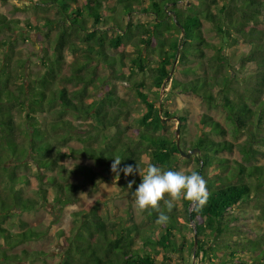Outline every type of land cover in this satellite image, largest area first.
<instances>
[{
	"label": "trees",
	"instance_id": "16d2710c",
	"mask_svg": "<svg viewBox=\"0 0 264 264\" xmlns=\"http://www.w3.org/2000/svg\"><path fill=\"white\" fill-rule=\"evenodd\" d=\"M26 1V10L39 15L24 28L46 39L36 54L43 72L33 73L25 60L14 61L19 40L32 39L19 20L0 12V264L43 257L28 250L11 254L42 235L23 220H17L20 232L12 227L20 213L37 210L47 200L42 185L51 183L59 205L77 208L71 235L58 232L67 247L61 264H173L187 250L197 258L202 255V264H264V234L251 233L258 222L240 211L264 191V166L257 165L264 147V0ZM137 9L153 20L135 22ZM204 22L212 24L221 40L218 46L207 41ZM112 49L118 55L108 52ZM69 55L77 58L70 62ZM127 66L129 74L123 73ZM247 71L251 74L242 78ZM119 80L145 107L134 118L116 93ZM164 84L170 85L171 94L210 105L221 100L235 136L245 133L246 140L237 145L216 140L213 136H226V128L202 114L196 122L200 134L187 147L183 137L188 117L181 115L178 147L177 134L164 132L168 124L163 119L174 114L156 105ZM68 114L77 121L66 119ZM16 116L23 120L17 122ZM72 139L87 143L74 153L104 165L114 178L116 157L121 169L137 163L143 168L144 158L172 171L194 162V171L207 182L209 199L199 211L181 200L186 221L195 224L189 246L177 236L181 225L176 207L167 213L161 202L160 210L170 216L165 225L156 223L159 213L153 209L143 212L147 221L139 224L112 222L101 215L102 197L86 203L78 196L80 187L47 177L46 171L60 167L53 158L54 142ZM235 148L239 160L222 158ZM183 150L198 152L186 158ZM30 164L36 167L33 174ZM76 170L91 183L102 178L88 166ZM132 179L136 183L129 189L134 191L142 181L138 175L121 172L118 181L128 188ZM30 187L41 200L26 197ZM263 197L255 204L261 221Z\"/></svg>",
	"mask_w": 264,
	"mask_h": 264
},
{
	"label": "rangeland",
	"instance_id": "374dc122",
	"mask_svg": "<svg viewBox=\"0 0 264 264\" xmlns=\"http://www.w3.org/2000/svg\"><path fill=\"white\" fill-rule=\"evenodd\" d=\"M27 6H29V2L26 0H7L6 3L0 2V12L6 15L9 19L19 20V27L26 33L25 36H30L32 39L28 40L25 37L19 40L13 55L14 61L19 59L25 60L27 61V67H29L33 73L43 72V68L37 61L38 57L36 54L37 52L41 51V48L44 45L43 41L45 42L46 39H40L39 33H31L29 30L27 31V29L24 28L25 24L31 21L34 22L35 18L39 15V13L26 10ZM139 10L140 9H137V12L134 13L133 20L135 22H150L153 20L152 15L143 14ZM47 15H50V13ZM203 30L205 31V37L207 38L208 42H211L217 46L221 43L220 38L217 36L215 31H213L212 24L204 22ZM20 32L21 30H18L15 33L19 34ZM56 34V30H53L51 33V38L54 39ZM108 52L111 55H118V51L115 49L109 50ZM130 52L131 51L129 50L127 51V53ZM3 57V54L0 53V62L2 61ZM75 58H77V55L68 56V60L70 62L74 61ZM129 72L130 67L127 66L123 69V73L129 74ZM249 74H251V71H247L241 74V76L244 78ZM115 83L116 93L120 98L127 102V110L132 118L137 115V112L141 113L145 111L144 105L139 103V101L136 100L129 90L125 89L126 86L124 85L123 81L119 80ZM170 88V85L164 89L161 88L159 92V102H157L156 105L157 107L164 105V109L168 110L171 114H174L173 117L180 118L181 115L188 117V122L186 125L187 127L183 137L185 138L187 147L190 143H192V141H194L197 135L200 134V130L197 127L196 122L197 117L202 114H208L212 116L216 121L220 122L226 128V136H213L216 140L230 141L235 145L243 143L246 140L245 133H242V135H238L237 137L235 136L233 132L234 127L229 121L228 112L223 108L221 100H218L217 104L210 105L209 103L201 101L192 96L171 94ZM76 89H79V87H70L71 91ZM91 101V99H85L86 104H89ZM66 119L77 121V119L70 114L66 115ZM16 120L17 122H20L23 119L16 116ZM167 124L168 127L164 132L168 131L170 135H176L177 130L180 129V124L177 122V120L172 119L171 121H168ZM179 138L181 145V133ZM86 145L87 143L78 141L76 139L68 140L67 142L63 143L55 141L54 146L56 150L53 154V158L57 161L60 167L54 170L46 171V176L49 178H55L57 183L59 182L64 186H67L68 184H74L80 187L81 189L78 192V196L81 197L86 203H90L93 200L102 197L103 202H101V215L112 222H118L121 219H125L126 224H139L142 221H147L143 212H137L133 208L134 197L132 195V190L129 188H124L121 181L116 180L114 175L105 170L104 165L88 158L87 156L73 152L74 150L82 149ZM260 150L263 153L261 157H259L257 165L264 166V147L260 148ZM240 157L241 156L237 148H235L232 153H224L222 155V158L229 159L231 162H236L240 159ZM143 160L145 162V166L143 168H146L149 164V159L144 158ZM79 165L91 167L97 174L102 175V178H98L97 181L91 183V181L86 176L76 170L77 166ZM195 169L196 164L194 162H187L180 165L179 171L191 172ZM35 170L36 167L30 164L29 173H35ZM138 177L142 179V177L139 175ZM42 187L46 189L47 200L44 201L37 210L20 213L16 219V224L12 227L13 232H20L22 230V225H20L17 220H23L27 223V227L35 229L42 235L39 239L33 240L16 248L11 252V254H19L22 252V250H28L30 253L40 252V257H43L39 258V255H37L39 259L34 262H17L10 264H61L64 259V251H66L67 247L64 243V240H62L58 235V232L64 230L67 236L71 235L72 230L77 224V219L73 215V211L77 210V208L73 206L62 207L58 204L56 200L58 191L55 189L53 183L42 185ZM66 194H69L68 191H66ZM262 195L264 196V191L256 195L253 201L243 203L240 208L242 214L257 220L258 227L255 228V231H251L253 234H260L261 232L264 234V220L261 221L258 219V216H260L262 213L260 214L259 211L256 210L257 205H255L257 204L256 199ZM26 197H31L35 200H41L40 197L37 196V193L34 191L33 187H30L27 190ZM261 199H263L262 202L264 203V197ZM174 203L175 207L177 208V220L181 225V230L176 231V233L178 232L177 236L181 238L182 242L185 241L187 243L186 245L189 246V244L193 241V229L195 228V224L186 221L184 212L185 207L183 206L182 202L179 201ZM126 214L129 216L127 217ZM5 227L8 228V223L5 224ZM153 237L155 238V235ZM189 252L187 250L183 255H178V261L174 262L173 264H202V255L197 258L194 256V254L190 255ZM159 259H161V256ZM183 259L186 260V262H182ZM1 264L7 263L3 262Z\"/></svg>",
	"mask_w": 264,
	"mask_h": 264
},
{
	"label": "clouds",
	"instance_id": "9594fccd",
	"mask_svg": "<svg viewBox=\"0 0 264 264\" xmlns=\"http://www.w3.org/2000/svg\"><path fill=\"white\" fill-rule=\"evenodd\" d=\"M121 159L113 158L111 171L115 174L116 180H119L120 173L135 177L137 174L142 177V181L133 191L134 197L133 208L137 212L156 210L158 218L157 224L165 225L169 222L170 216L160 210L161 202L167 209V213H171L175 207L174 202L185 200L194 205L197 211L201 210L209 199L207 190V182L202 175L196 171L190 174L184 171L165 170L163 167L155 164H148L146 168H141L139 164L126 165L120 168ZM136 183L132 179L128 183V188Z\"/></svg>",
	"mask_w": 264,
	"mask_h": 264
},
{
	"label": "water",
	"instance_id": "95a60500",
	"mask_svg": "<svg viewBox=\"0 0 264 264\" xmlns=\"http://www.w3.org/2000/svg\"><path fill=\"white\" fill-rule=\"evenodd\" d=\"M164 88H165V84L163 85L162 89H164ZM160 112H161V110H160ZM172 119L177 120V122H178L179 124H181V122H182L181 119L178 118V117H173V118L163 119V121H164V122H168V121H171ZM176 134H177V143H178V147H180V146H179V143H180V138H179V136H180V129L177 130ZM197 152H198V150H195V151H193V152H190V153L185 154V153L182 151V154H181V155H182L183 157L189 158L191 154H195V153H197ZM195 247H197V239H195Z\"/></svg>",
	"mask_w": 264,
	"mask_h": 264
}]
</instances>
